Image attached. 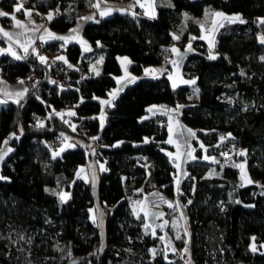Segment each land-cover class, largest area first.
<instances>
[{"label":"trees","instance_id":"obj_1","mask_svg":"<svg viewBox=\"0 0 264 264\" xmlns=\"http://www.w3.org/2000/svg\"><path fill=\"white\" fill-rule=\"evenodd\" d=\"M23 1L44 18L54 10L49 26L55 32L66 33L82 20L91 51L75 40L36 42L64 47L65 60L75 65L69 87L57 83L60 74L41 63L33 48L21 59L0 53V69L9 80L40 74L19 103L0 106V146L15 134L0 170L6 178L0 180V264H175L172 253H156L158 237L146 232L143 215L134 210L132 200L153 189L183 206L191 262L264 264V0H163L154 18L116 10L91 19L85 18L96 0L0 4L12 11ZM216 12L240 14L244 23L224 24L211 47L199 37ZM189 44L193 49L182 58V71L196 82L173 87L172 49ZM124 55L134 73L165 63L167 70L126 86L106 105L101 126L102 99L117 84ZM100 58L96 75L89 66ZM196 89L198 101L190 104ZM160 103L183 104L181 119L197 135V158L188 161L179 192L168 123H156L158 115L148 113ZM39 115L50 125L36 126ZM59 139L75 147L53 158ZM201 144L213 157L204 159ZM228 146L245 153L239 159L251 183L242 182L235 160L220 153ZM89 161H100L96 184L77 175ZM65 192L71 196L61 202ZM98 204L103 227L90 215ZM166 209L168 218L178 213Z\"/></svg>","mask_w":264,"mask_h":264},{"label":"rangeland","instance_id":"obj_2","mask_svg":"<svg viewBox=\"0 0 264 264\" xmlns=\"http://www.w3.org/2000/svg\"><path fill=\"white\" fill-rule=\"evenodd\" d=\"M29 12V10H27ZM52 13L53 17L55 16L56 12L54 10L48 12L45 14V18L41 16L42 20H45L43 23H41V20L37 19L35 20L33 18V16L31 15L29 16H25V18H28L30 20V24L27 26V29L29 30V35L28 39H27V45L26 47L29 48H33V52H37L36 51V38L35 40L31 39V34L33 32L34 28H41L43 27L45 29V33H44V37L48 36V33H53L56 35L57 32H54L50 26H49V22L50 20L48 19V14ZM217 13V12H216ZM222 13L223 15L221 16H216L214 14L213 19L211 21L210 24L208 25H203L201 28V35L199 38L203 37V39H205V41L210 44V46L212 47L214 45V41L216 39L217 36V32L218 30L226 23L230 22L227 18L228 17H232V18H236L239 17L240 18V14L237 13H233V14H227L225 12H219ZM24 18V17H23ZM22 19V18H21ZM237 21V20H236ZM74 39L76 42H78V44H81L80 41H86L87 42V46H90L91 48V44L89 42V40L84 36L83 30H81L79 35H74ZM51 40H55V39H51ZM82 48L84 49L86 45L81 44ZM180 49V48H179ZM193 49V46L191 45V50ZM188 48L185 50H180L181 51V55L183 57H186V55L188 53H190V51ZM23 55V54H22ZM64 57V56H63ZM127 58V60H124L123 58ZM179 58V57H177ZM120 62H121V67H122V73L119 75H116V81L117 84L115 85V87H113V89L110 91L111 94L108 97H104V99H102V101H111V103L113 102V100L119 96L122 92V90H124L126 88V86L130 85V84H134L137 82V80L139 78H141L142 76H152L149 73H155V68L150 67V69L148 68L147 72L145 71L143 74H138V73H134L131 69H130V64H131V58H129V56L124 55V56H120L119 57ZM100 61H96L93 62L92 65L89 66L90 70H93V66H95L96 71H99V67L101 65V63L103 62V58L99 59ZM130 61V63H129ZM176 62H173V70L171 71V79L172 82L175 84V86H181L183 84V81H192L194 80L196 82L195 78H186L183 74L182 71V60L177 61L175 59ZM166 65V64H165ZM151 70V71H150ZM150 71V72H149ZM2 77V76H1ZM4 78V77H3ZM7 78V77H5ZM8 79V78H7ZM9 80V79H8ZM11 81V80H10ZM26 84L28 85L27 79H26ZM189 85H193L192 83H187ZM195 84V83H194ZM28 87L30 88L31 86L28 85ZM194 95L195 93L193 92V96L191 97L192 100L194 99ZM103 104V108L100 112V115L102 117V121L103 124L105 123V115H104V111L106 110V105L105 103ZM166 117V115H163ZM167 120V117H166ZM166 122V121H165ZM14 133H10L9 135L6 136V138L3 140L2 145L0 146V155L3 156V159L0 160V170L1 167L3 165V161L7 158V156L9 154L12 153L13 150V146H12V139L15 137V135H13ZM179 137V136H178ZM191 141L186 140V136H181L177 139V142L175 143L176 148L171 151L174 152L172 156V159L174 160L175 165L177 167V165H179L177 174H176V180L177 183L175 181V189H177V192L180 191V182L181 180L183 181L185 179V176H187L188 172H185L183 170L182 167V161L185 163L187 160L190 159H195L197 158V156L195 155V157H193V155H191V157H189V150H187V146L189 145L192 149L195 148L194 150L196 151V147L195 144L192 143V139H190ZM5 141H7V143H5ZM67 144H73L74 143L70 140V139H66L64 142H62L61 145H59L57 148H52V155L55 152H60L61 148H64L65 145ZM203 145V144H202ZM204 146V145H203ZM71 148H65V151L69 150ZM204 149V157H213V156H209V154L206 152V147H203ZM63 152H60L59 156L56 157H60L62 156ZM170 152V153H171ZM172 154V153H171ZM245 162H243L244 164ZM245 166V164H244ZM101 168H104V164L101 165ZM245 169H247L246 167H244ZM81 169H83V171H81ZM101 172L100 170V161L95 162V161H89L88 163H86L85 165H82L79 167L78 169V177L87 180V181H91L93 184L97 183L98 177H99V173ZM185 172V173H184ZM241 177L243 176V179L240 177V180L242 182H247L249 183V181H253L248 175H246V170H244L243 172H240ZM0 177H3V175L1 174L0 171ZM159 190V189H157ZM67 193V192H65ZM69 194L68 198L71 196V193H67ZM161 198L164 201V203H161L162 201H160L159 203H161L162 205H164L165 203H167L169 205V203H171L173 205V207H169V208H173V209H177L178 213L176 214V216L173 217H169L168 218V210L166 209L167 207L164 206V210L159 209L160 212L162 213V215L159 216L156 214V212L153 211H147V218H144L145 221V225H148V227L146 229V232L151 234L153 237H158L157 240V246H160V249H157L156 246V253H162L165 256L169 257V253H172L174 255V260L175 262L177 261V259H179L178 261H180L181 264H189L191 262V255H190V250H189V244H188V240L190 237V232H189V227H188V222L186 219V215L185 212L183 211V206L178 203V201L175 199H171L169 198L164 192L163 195H161ZM139 198H134L132 200L133 205H134V210L135 213H137L138 215H140V211H139V207L137 205V200ZM166 212V215H163L164 212ZM90 215L92 216V218L94 220L98 221V224L101 225L103 227V223L105 220V214L103 209L101 208V206L98 204L96 207H92L90 209ZM144 215V214H143ZM167 216V220H165V217ZM158 218V219H157ZM179 235V239H177V236ZM253 245H255V241L253 242ZM262 245V250H264V242L261 244Z\"/></svg>","mask_w":264,"mask_h":264},{"label":"crops","instance_id":"obj_3","mask_svg":"<svg viewBox=\"0 0 264 264\" xmlns=\"http://www.w3.org/2000/svg\"><path fill=\"white\" fill-rule=\"evenodd\" d=\"M1 1V0H0ZM163 0H139V3L136 2V0H96L95 5L97 3H99L100 7L97 8L95 7V10L91 13H89V15H87L86 17H93L96 18L97 15H100V12L102 11H107L109 14H111V12H114L116 10L119 11H128L131 13H139V14H143L144 16H148L153 18V13H154V17H156L157 15V5L159 3H162ZM23 5L22 11H27L29 10V12L32 13V16L34 14L33 9L30 8H25L24 7V1L20 2ZM19 3V4H20ZM140 4H144V7H141ZM17 6V5H16ZM15 6V7H16ZM14 7V8H15ZM0 11L9 13V14H14L16 17V20L20 21L22 26L18 27L16 26V20L11 19V15L9 16H0V29H3V32H7L9 33V35L11 36V39H9L8 37L3 35V32H0V43H4L3 47H0V50H3L0 53H5V54H10L12 56H14L12 53H15V56H22V54L25 53L24 49L27 48V39L29 35V30L27 29V26L30 24V20L28 18H25L24 15L23 17L20 15V12H14V10L12 11H8L7 9H5L1 4H0ZM107 14V15H109ZM5 18L8 19V23L5 21ZM22 18V19H21ZM35 20H37L36 18H34ZM41 23H43L41 21ZM83 21L80 20L79 23H77L74 27H72V29L68 30V32L66 33H60L57 32L56 36H65V37H70L69 40H75L74 39V35H79L81 30H83ZM76 29V32H73L72 30ZM53 30V29H52ZM54 31V30H53ZM55 32V31H54ZM44 33H45V29L43 27L37 29L34 28L33 32L31 34V39L36 40H42V41H49L51 40V38H48V36L44 37ZM53 34V33H52ZM177 51L174 52V59L170 60L169 62L173 64V62H176L175 59L177 61L182 60L183 56L181 55V51L178 47H174ZM28 50V48H27ZM179 57V58H177ZM166 64V63H165ZM165 64H160L158 66H150L152 68H155V73H149L151 74L153 77H158V75H162L166 70V65ZM150 67H147L146 70H148V68L150 69ZM151 71V70H150ZM149 71V72H150ZM147 72V71H146ZM171 77V73L169 75ZM23 81V84H20L19 82ZM174 84V83H173ZM23 89H27V91L29 90L28 85L26 84V79L24 78H18L15 81H10L7 78H3L0 77V106L5 104L6 102H14L16 103L17 101L21 100L22 98L25 97V95L27 94V92H24L22 96L17 95L18 92H22ZM195 93V97L194 99H190L191 103H196L197 97H198V91L197 89L194 90ZM152 109V111H149V109ZM182 108H183V104H171V105H166L163 103L160 104H154L151 105L148 109V113L150 115H166L167 120L166 123H168V130H169V137L168 140L171 138L173 143H169L170 145H172V148L168 151L169 153L171 151H173L176 146L174 142H177V139L179 137H183L186 136V140L191 141L190 139H192V143L194 141V139L196 138V133L195 130L192 129L190 126H188L185 122L182 121L181 117H182ZM189 130L191 133H194L195 135H191L189 133ZM179 136V137H178ZM187 150H189V153H191V155H193V157H195V148H191L189 145L187 146ZM172 155L174 154V152H171ZM172 157V156H171ZM191 160V159H190ZM187 160L185 163L182 161V167L183 170L185 172H188V166ZM176 163V162H174ZM247 168V167H246ZM178 169V168H177ZM184 172V173H185ZM246 175H248L247 173V169H246ZM249 176V175H248ZM177 178V177H176ZM176 183L177 180L175 179ZM182 183V180L180 182V184ZM161 195H163V192L161 190H157V189H153L151 192H147L145 193L141 198H139L137 200V205L139 207V211H140V215L146 219L147 218V211H155L156 214L158 215V218L160 215H162V213L160 212L159 209L164 210V206L167 207L168 204L165 203L164 205H162L161 203H164L165 200H163L161 198ZM176 199V198H175ZM173 199V200H175ZM160 201H162L161 203H159ZM164 214L166 215V212L163 211ZM157 218V219H158ZM167 216L165 217V220H167ZM145 223V221H144ZM146 224V223H145Z\"/></svg>","mask_w":264,"mask_h":264},{"label":"built area","instance_id":"obj_4","mask_svg":"<svg viewBox=\"0 0 264 264\" xmlns=\"http://www.w3.org/2000/svg\"><path fill=\"white\" fill-rule=\"evenodd\" d=\"M41 16H42L41 14H34L33 18L39 19L42 22H44L45 20H42ZM3 46H4V43L3 42L0 43V47H3ZM36 51L40 56H44L46 58L45 63L47 64V66L52 67L57 73L60 74L59 79L57 80V83L62 84L64 87H69L71 85L69 76H70L71 71H73L75 65L71 61H67V63H64L63 61L57 59V57L65 55L64 47L59 46L58 48L51 49V48H45L44 45L39 43L36 45ZM53 61H55V63H53ZM69 65H71V67H69ZM1 76L6 77L5 75H3V72L0 69V77ZM24 79H27L28 85L32 87L40 79V74L38 72H34V73H31V75L28 78H24ZM47 118L48 117H43L42 115L37 116L35 125L39 126V124H44V123H47V125H50L49 122L47 121ZM165 120H166V117L163 116L162 114L156 116L154 119L156 123L164 122ZM62 140L59 139L58 142H62ZM239 151H240V148L237 146H228L226 148H222L220 153L226 159L228 158L234 159L235 164L237 168L239 169V171L243 172L246 169L243 167V164L239 159V156H240ZM178 260L179 259H177L175 264H181L180 261Z\"/></svg>","mask_w":264,"mask_h":264},{"label":"snow or ice","instance_id":"obj_5","mask_svg":"<svg viewBox=\"0 0 264 264\" xmlns=\"http://www.w3.org/2000/svg\"><path fill=\"white\" fill-rule=\"evenodd\" d=\"M136 2L139 3V0H136ZM94 6L97 7V8L100 7L99 3H97V4L94 5ZM140 6H141V7H144L145 5H144V4H140ZM22 8H23V5H22V3H20V4H18V5L14 8V12H20V11H22ZM57 12H58V10H57ZM24 14L27 15V16H29V17L32 15L31 12H28V11H26V10L24 11ZM107 14H109L107 11H102V12H100V15H102V16H103V15H107ZM9 15H11V19L16 20V17H15L14 14H9V13H6V12H3V11H0V16H9ZM152 15H153V18H154V13H153ZM215 15H216V16H221V15H223V14L217 12V13H215ZM52 18H53V14H52V13H49V14H48V19L51 20ZM85 19H91V17H88V18H85ZM227 19H228L230 22H236V20H239L240 23H244V21H243V20H240L239 17H236V18L228 17ZM261 23H264V21H261ZM16 26H18V27L22 26L21 22L18 21V20H16ZM72 31H73V32H76V29H73ZM0 32H3V29H0ZM3 35L6 36V37H8L9 39H11V36L9 35V33H7V32H3ZM48 35H49V37H50L51 39H55V40H63V41H67L68 39H70V37L56 36L55 34H52V33H48ZM201 38L203 39V37H201ZM174 39H179V37H174ZM193 39H195V37H193ZM80 43L86 45L85 48H84V51H91V48H90V46H87V42H86V41L81 40ZM261 43L264 44V37H261ZM97 44L99 45V42H97ZM188 49L191 50V44L188 45ZM2 51H3V50H0V52H2ZM24 51L27 52V51H28L27 48H25ZM172 51L175 52V51H177V50H176L175 48H173ZM12 54H13L14 56L16 55L15 53H12ZM37 56H38V58H39V60H40L41 63H45V62H46V58H45L44 56H40L38 53H37ZM209 58H210V59H215L214 56H210ZM16 59H21V57H20V56H16ZM57 59L63 61L64 63H67V61L65 60V58H64L63 56H59V57H57ZM123 59H124V60H127L126 57L123 58ZM261 59L264 60V57H261ZM53 63H55V61H53ZM129 63H130V61H129ZM69 67H71V65H69ZM93 71L96 72V75H99V74H100L99 71H96L95 66H93ZM146 71H147V70H146ZM241 74L243 75V73H241ZM169 79H171V77H169ZM19 83H20V84H23L24 82H23V81H20ZM52 83H55V81H52ZM183 83H186V84H187V83H192V84H194L195 81H194V80H192V81H183ZM173 87H175V84H173ZM24 92H27V89H23V91H22V92H18L17 95L22 96ZM110 95H113V94L110 93ZM17 103H19V101H17ZM102 103L110 104L111 101H102ZM149 111H152V109L150 108ZM69 114H70V115H75V113H69ZM102 125H103V121L101 120V126H102ZM41 126H43V125H41ZM73 131H75V128H73ZM189 133H190L191 135H193V136L195 135L194 133H191L190 130H189ZM13 135H15V134H13ZM61 135H63V134H61ZM93 139H97V137H94ZM221 139H223V138H221ZM147 142H148V139L145 138V143H147ZM5 143H7V141H5ZM168 143H173V141H172L171 138L168 140ZM73 147H75V145H73V144H67V145H65L64 148H61V149H60V152H63V151L65 150V148H73ZM200 147L203 149L204 146L201 144ZM60 152H55V153H53V158H55L56 156H59V155H60ZM244 154H245L244 152H241V153H240V155H244ZM169 155L171 156L172 154L169 153ZM188 155H189V157H191V153H189ZM2 159H3V156L0 155V160H2ZM204 159H208V157L205 156ZM177 167H179V165H177ZM238 167H240V166H238ZM81 171H83V169H81ZM77 175H79V173H77ZM241 178L243 179V176H242ZM2 179H6V178H5V177H0V180H2ZM249 183H251V181H249ZM241 186H243V185H241ZM68 196H69V194H67V193H61V194H59V198H60L61 202H66V199L68 198ZM168 206H169V207H173V205H172L171 203H169ZM138 218H139V217H138ZM145 227L147 228L148 225H145ZM179 238H180V237H179V235H178V236H177V239H179ZM253 239H254V238H253ZM152 251H153V254H155V250H152ZM253 251H255V248H253Z\"/></svg>","mask_w":264,"mask_h":264},{"label":"water","instance_id":"obj_6","mask_svg":"<svg viewBox=\"0 0 264 264\" xmlns=\"http://www.w3.org/2000/svg\"><path fill=\"white\" fill-rule=\"evenodd\" d=\"M157 249H160V246H157ZM189 264H195L194 262H190Z\"/></svg>","mask_w":264,"mask_h":264}]
</instances>
